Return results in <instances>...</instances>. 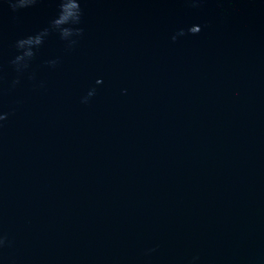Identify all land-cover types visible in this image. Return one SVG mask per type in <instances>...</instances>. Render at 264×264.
Masks as SVG:
<instances>
[{
  "label": "water",
  "instance_id": "1",
  "mask_svg": "<svg viewBox=\"0 0 264 264\" xmlns=\"http://www.w3.org/2000/svg\"><path fill=\"white\" fill-rule=\"evenodd\" d=\"M0 264H264V0H0Z\"/></svg>",
  "mask_w": 264,
  "mask_h": 264
}]
</instances>
